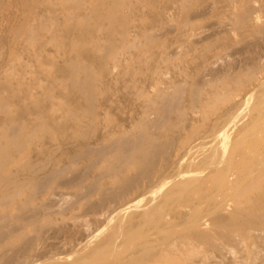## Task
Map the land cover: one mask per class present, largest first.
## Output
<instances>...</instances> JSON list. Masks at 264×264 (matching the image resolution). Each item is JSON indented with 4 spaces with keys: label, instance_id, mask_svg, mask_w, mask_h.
<instances>
[{
    "label": "bare ground",
    "instance_id": "6f19581e",
    "mask_svg": "<svg viewBox=\"0 0 264 264\" xmlns=\"http://www.w3.org/2000/svg\"><path fill=\"white\" fill-rule=\"evenodd\" d=\"M44 1L29 38L74 54L42 92L17 63L0 89V264H248L264 250V0ZM166 23L179 60L153 32ZM58 88L79 95L54 114Z\"/></svg>",
    "mask_w": 264,
    "mask_h": 264
},
{
    "label": "rangeland",
    "instance_id": "374dc122",
    "mask_svg": "<svg viewBox=\"0 0 264 264\" xmlns=\"http://www.w3.org/2000/svg\"><path fill=\"white\" fill-rule=\"evenodd\" d=\"M30 1L31 0H3L0 3V89H2L4 87L3 85H5L3 84V81L5 80L6 72L9 71L15 63H17V66L21 67L19 71L20 73H22V75L19 77L31 83L35 82L37 90H39V92H42L43 87L46 84L47 74H55L56 71H61V69L55 70V68L64 65L65 57L72 56L74 54L70 43L63 51H60L56 44L51 40L52 33L49 30H42L40 33L42 38L39 40H32L29 38V27L34 25L39 17L50 16L47 11L48 2H45L44 0L36 1V8L34 7L31 10V8H28V4H30ZM64 4L65 3H63L62 5ZM166 5H169V0H160V8H163ZM196 10L197 9L195 8L191 9L190 14L194 15ZM144 12H146V9ZM211 23L212 21L210 19L206 20L204 24L205 29L201 31L198 36L199 38L207 37L209 33H211L210 28L213 24ZM12 26L14 28L20 26L19 41H16L17 38L13 35L14 29L12 28ZM164 27V30L155 28L153 32L158 34L162 38L164 44H166V51L169 53V56H171L172 59L179 60V31L173 29V23H166ZM96 32L98 34L105 33V31L101 30H97ZM37 47L41 49V53L44 57L43 62L36 59V53L40 52V50L36 51ZM86 47L89 46L86 44ZM234 49L235 48H233V50ZM159 54L160 50L157 51V55L155 56V58L158 59ZM230 57H227L224 60H231ZM231 58L233 59V57ZM224 60L220 63L224 64ZM212 62L214 61L212 60ZM158 64H160L158 67L161 68L163 77H161L160 81L157 82L158 86L162 87L164 86V84L173 79L174 75L179 70V63L177 61L176 65H169L168 63L164 62ZM217 65L218 63L216 64V66ZM116 72L117 70L109 74L108 78L113 77ZM56 77L58 79L57 83H59L60 81H62L63 73L57 72ZM70 90L71 88H67L64 91L60 90L59 88L57 89L56 94H54L52 98L54 103L51 109L52 113L56 114L62 111V106L60 104L61 99H65L67 97L70 98L73 94L79 95L78 93ZM148 90L153 93L157 90V86L152 85L148 88ZM119 93L120 92L114 93V98H117ZM108 95H110L109 92L101 88L97 89L96 102L100 108H103L107 105L106 98ZM111 103L112 102H108V104ZM120 105L122 107V110H125V114L121 116L125 117L127 116V113H129L128 111H131L132 108L135 107L136 103L134 102V100H132V102L130 101L127 103L120 102ZM40 135L45 136L46 134ZM259 234V232H253V235L249 240V244L255 248L259 245V242L256 238ZM259 254L264 255V250L260 251L257 254L245 252L243 254L242 260H244L248 264H261V262L256 259V256ZM232 255L233 253L231 252L227 254L228 258H232ZM200 256L203 257V255Z\"/></svg>",
    "mask_w": 264,
    "mask_h": 264
}]
</instances>
